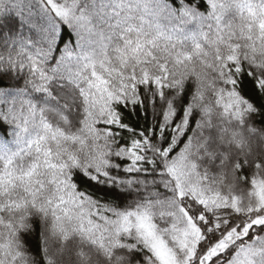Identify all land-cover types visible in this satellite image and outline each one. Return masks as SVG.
<instances>
[{
  "label": "snow or ice",
  "instance_id": "obj_1",
  "mask_svg": "<svg viewBox=\"0 0 264 264\" xmlns=\"http://www.w3.org/2000/svg\"><path fill=\"white\" fill-rule=\"evenodd\" d=\"M0 264H264V0H0Z\"/></svg>",
  "mask_w": 264,
  "mask_h": 264
},
{
  "label": "trees",
  "instance_id": "obj_2",
  "mask_svg": "<svg viewBox=\"0 0 264 264\" xmlns=\"http://www.w3.org/2000/svg\"><path fill=\"white\" fill-rule=\"evenodd\" d=\"M65 29H63V28H59L58 27V31H61V32H63Z\"/></svg>",
  "mask_w": 264,
  "mask_h": 264
}]
</instances>
